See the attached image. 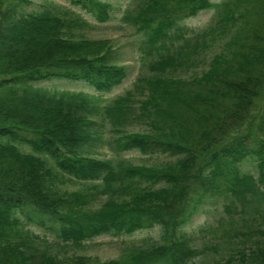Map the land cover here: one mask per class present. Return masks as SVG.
Listing matches in <instances>:
<instances>
[{
	"label": "trees",
	"instance_id": "obj_1",
	"mask_svg": "<svg viewBox=\"0 0 264 264\" xmlns=\"http://www.w3.org/2000/svg\"><path fill=\"white\" fill-rule=\"evenodd\" d=\"M66 1L111 19L109 2ZM31 5L0 0V264H195L200 251L180 230L209 200L244 214L264 199V0H132L122 20L141 37L149 72L136 81L144 98L135 106L132 94L103 100L129 74L109 41L79 36L81 14ZM209 10L212 23L186 37L185 21ZM214 46L207 70L176 76ZM59 81L93 93L42 85ZM133 123L148 129H124ZM104 147L114 159L99 157ZM129 152L169 160L133 165L121 157ZM246 162L257 177L241 171ZM67 180L82 188L57 186ZM153 229L160 244L117 260L50 251ZM258 233L214 264H264Z\"/></svg>",
	"mask_w": 264,
	"mask_h": 264
},
{
	"label": "rangeland",
	"instance_id": "obj_2",
	"mask_svg": "<svg viewBox=\"0 0 264 264\" xmlns=\"http://www.w3.org/2000/svg\"><path fill=\"white\" fill-rule=\"evenodd\" d=\"M32 5L27 7V11H38L44 7H51L58 14L67 11L81 14L87 25L77 31L79 36L90 40H107L110 46L116 51L122 59L118 65L128 66L129 74L127 79L117 87L112 93L105 95L103 100L105 104L111 103L117 97H125L132 94L131 103L137 105L139 100L144 98L141 93L135 89L137 79L146 77L149 72L141 60L142 52L139 51L141 37L136 34L132 26L122 20V13L128 6L132 7V0H101L109 2L113 11L111 19L105 23H98L86 13L76 7H71L66 0H29ZM217 2L225 0H216ZM215 17V10H209L198 14L195 18L189 19L184 23L185 36L190 37L194 33L201 32L208 27ZM219 48L214 46L199 57L198 67L193 71L182 73L178 71L176 76L190 78L193 75H199L209 67L212 56L218 52ZM42 85L55 87L56 89H68L73 91L91 92L83 84H73L66 82H49ZM128 132L147 131L148 126L144 123H133L124 128ZM100 158L114 159L111 151L107 148L99 150ZM122 159L133 165H150L157 162L167 161L169 158H157L142 156L137 152L121 154ZM255 165L246 162L242 165L241 171L257 177ZM57 186L63 191L73 192L82 188L81 184L74 180L64 181ZM224 198L219 197L211 199L204 206L202 211L196 215L189 224L180 231L186 233L192 241V246L200 251V255L195 259V264H214L216 261L225 260L234 255L235 251H242L248 247L254 246L251 240L259 238L258 231L264 232V199L259 204L251 202L246 204L245 212H232L230 214L224 211ZM255 205V206H254ZM35 234H39V230ZM250 233V234H249ZM248 234V235H247ZM252 234L251 238L250 235ZM254 235V237H253ZM246 236V237H245ZM49 243L55 240L52 237L46 238ZM154 243L160 244V231L158 229L135 233L132 236L121 238L100 237L91 242H86L81 247L66 248L62 251L54 246L50 251L59 256H84L99 261H109L121 259L127 256L129 250L133 247H148Z\"/></svg>",
	"mask_w": 264,
	"mask_h": 264
}]
</instances>
